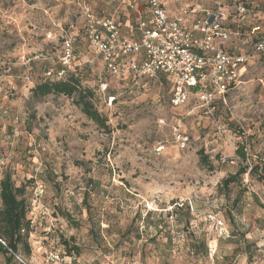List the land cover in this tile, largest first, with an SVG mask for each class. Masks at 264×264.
Returning a JSON list of instances; mask_svg holds the SVG:
<instances>
[{"label": "rangeland", "instance_id": "1", "mask_svg": "<svg viewBox=\"0 0 264 264\" xmlns=\"http://www.w3.org/2000/svg\"><path fill=\"white\" fill-rule=\"evenodd\" d=\"M187 1L220 6L239 21L227 45L247 56L239 86L212 113L196 100L173 107L163 75L135 86L105 76L86 41L87 15L136 24L143 0H0V183L10 172L30 196L27 264H264V182L247 174L222 186L241 166L264 168V50L256 47L264 36V0H249L245 18H238L234 0ZM67 37L79 56L73 70L95 95L107 131L76 98L32 97L45 68L58 70ZM188 203L196 212L185 226L173 212ZM210 215L232 238H219ZM64 241L80 254H67Z\"/></svg>", "mask_w": 264, "mask_h": 264}, {"label": "built area", "instance_id": "2", "mask_svg": "<svg viewBox=\"0 0 264 264\" xmlns=\"http://www.w3.org/2000/svg\"><path fill=\"white\" fill-rule=\"evenodd\" d=\"M144 3L147 14L128 26V35L122 33L116 17L88 13L87 39L101 61L105 76H131V85L135 86L142 78L164 74L172 85L173 107L181 108L196 100L206 113L214 112L217 102L226 103V95L239 86L247 63V56L226 49L231 39L228 12L220 6L194 8L187 0H178L180 11L170 16L164 0H144ZM248 11L242 3L237 6L242 18ZM258 30L259 27L254 28ZM257 49L264 50V41L257 44ZM78 57L73 40L65 38L59 57L63 67L59 78L65 71L74 69ZM194 202L201 199L198 197ZM190 206L195 213L194 205L190 203ZM208 217L215 224L219 238H229L224 222L217 216ZM209 253L211 256L215 253L211 246ZM50 259L60 261L57 254H52Z\"/></svg>", "mask_w": 264, "mask_h": 264}, {"label": "trees", "instance_id": "3", "mask_svg": "<svg viewBox=\"0 0 264 264\" xmlns=\"http://www.w3.org/2000/svg\"><path fill=\"white\" fill-rule=\"evenodd\" d=\"M236 11L237 6L242 3L247 6L250 11L251 5L249 0H234ZM248 11V13H249ZM238 13V12H237ZM99 17H112L111 14L108 15H98ZM238 18H242L238 14ZM229 31L231 33V39L233 35L232 26H238L239 21L231 20L229 14ZM239 27V26H238ZM259 26H253L256 28ZM260 29V27H259ZM260 34V33H259ZM261 35V34H260ZM230 39V41H231ZM86 41L91 48L88 39ZM229 41V42H230ZM264 41V36H261L257 40V44ZM228 42V43H229ZM75 45V43L73 42ZM256 44V47H257ZM226 49L230 53H237L233 47L226 46ZM239 54V53H237ZM143 57H140V60ZM100 61V59L98 58ZM101 62V61H100ZM63 69L62 65L59 63V68L56 73H52L51 70L45 68V79L38 82L32 89V97L40 101L50 95L65 96L68 98H76V105L81 108L83 114L95 123L100 129L107 131L109 129L108 120L96 109L95 107V95L90 89H86L82 86V78L74 70L65 71L61 78H59V72ZM51 73L48 75V73ZM163 75L166 79V75ZM110 78V77H109ZM121 83L131 85V76H126L124 78H114ZM145 79V78H142ZM168 80V79H167ZM169 81V80H168ZM235 90V89H234ZM232 91V90H231ZM172 95V91H171ZM171 99V97H170ZM223 103L218 101L217 104ZM239 155L243 161L247 160L244 148L239 151ZM202 162L206 166H210V162L207 156L202 155ZM244 165V164H242ZM250 172V173H249ZM247 174L257 176L258 179L264 182V168H259L257 165H245L241 166L235 174L229 175L223 180V188L229 189L233 185H237ZM0 257L3 259V264H27L25 259H29L32 255V249L30 246V236L33 232L31 220L29 219V214L31 211V200L30 196L27 195L25 187H18L12 178L10 172H6L0 183ZM239 200L234 201L238 204ZM173 215L176 216L177 220L180 218L181 223L185 226H190L194 220V213L191 210L190 204L177 205ZM219 207V206H217ZM69 221L72 219L70 215L66 216ZM229 231V230H228ZM238 233V232H237ZM229 238H232L231 232H229ZM238 242L246 244L247 248L250 250L248 241L245 235L238 234ZM65 252L69 255H79L80 250L76 246H72L69 242L64 241ZM202 249L205 254L208 255V247L205 242L202 243Z\"/></svg>", "mask_w": 264, "mask_h": 264}, {"label": "crops", "instance_id": "4", "mask_svg": "<svg viewBox=\"0 0 264 264\" xmlns=\"http://www.w3.org/2000/svg\"><path fill=\"white\" fill-rule=\"evenodd\" d=\"M176 4L175 5H173V6H171V4L170 5H167L166 3V9H167V12L169 13V15L170 16H175V15H177V13H178V11H177V13H176V11L175 10H178V8H179V5H178V2H175ZM192 6L194 7V8H197V7H199V5L198 4H196V5H193L192 4ZM147 11H148V7L146 6V3H144V0H143V3H141L140 5H138L137 6V8H136V14H135V19H139V18H141V17H144V16H146V14H147ZM117 18V17H116ZM119 20V19H118ZM119 22H120V26H121V31H122V33L124 34V35H128V26L131 24V20L130 19H128V20H125V21H121V20H119Z\"/></svg>", "mask_w": 264, "mask_h": 264}]
</instances>
